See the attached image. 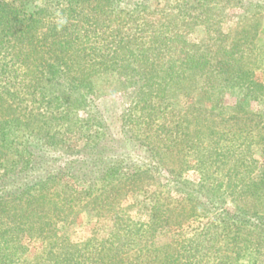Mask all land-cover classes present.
I'll return each instance as SVG.
<instances>
[{
  "label": "rangeland",
  "instance_id": "obj_1",
  "mask_svg": "<svg viewBox=\"0 0 264 264\" xmlns=\"http://www.w3.org/2000/svg\"><path fill=\"white\" fill-rule=\"evenodd\" d=\"M238 1L143 0L126 5L103 0H7L0 6L5 24L22 11L32 12L47 3V22L66 28H60L57 40L42 38L41 29L34 39L36 47L19 42L14 53L0 54V62L6 64L0 69V177L24 167L29 148L46 143L65 160L79 157L84 148L102 139L108 126L117 137L125 133L131 137L127 149L142 154L145 147H152L155 152L153 165L133 175L117 173L94 183L56 176L24 195L2 200L0 264H76L77 259L80 264H94L90 258L97 259L95 250L103 255L98 264H183V255L191 248L188 240L210 223L220 224L219 211L204 215L202 208L197 213L192 206L173 205L177 220L162 221L164 225L154 227L152 234L138 229L149 224L151 210L168 203L163 185L169 178L207 184L211 177L223 184L236 178V159L225 160L218 171L221 162L215 150L230 146L225 139L232 136L227 129L236 114L226 109L234 102L228 90L214 94L219 99L214 111L217 122L210 113L195 121L192 115L184 117L192 129L200 125V140L194 136L188 142L183 138L172 142L166 131L176 123L184 126L185 121L178 119L190 103L202 100L197 86L212 78L209 65L226 60L234 47H247L249 63L250 49L256 48L251 69L264 84V70L255 66L264 67V33L262 41L250 43L255 31L264 27V3L248 7ZM201 55L207 57L204 63ZM54 62L58 68L48 67ZM138 81L145 87L129 105L124 87ZM162 105L165 109L160 111ZM128 107L129 114L123 115ZM263 110L257 101L247 105L249 114ZM206 125L213 127L211 136ZM244 128L239 133L247 134L250 122ZM190 143L198 149L187 147ZM253 157L254 172L250 176V168L240 171L239 187L250 189L253 183L263 158L260 149ZM248 161L246 152L243 162ZM232 194L229 189L223 195L222 207L229 213L236 211ZM117 216L124 229L114 241ZM238 228L240 239L234 245L249 248L232 264H264L261 233L249 226ZM250 239L256 253H250Z\"/></svg>",
  "mask_w": 264,
  "mask_h": 264
},
{
  "label": "trees",
  "instance_id": "obj_2",
  "mask_svg": "<svg viewBox=\"0 0 264 264\" xmlns=\"http://www.w3.org/2000/svg\"><path fill=\"white\" fill-rule=\"evenodd\" d=\"M103 1L126 5H138V3L143 0ZM238 2L248 7H255L259 4H263L264 0H239ZM6 5L7 0H0V6L4 7ZM47 6L48 4L44 3L43 6L36 8L32 12L22 11L20 14L16 15L12 23L7 21V23L4 24V21L0 20V45H2V47H0V54L2 52H7V54H9V52L14 53L17 48L16 45L19 42L27 47H36V45H33L34 39L41 29L45 30L42 38L52 36L57 40V34L60 28H62V24L47 22V19L50 18L49 14L46 12ZM62 30H66V28L63 27ZM262 33H264V27L255 31V34L250 39V43L262 41ZM246 48L247 47H234V51L227 54L228 57L226 60L217 59L218 61H216L214 65H209L207 72L209 75H212V78H210L207 83H202V85L200 84V86L197 87L203 93L202 100H208L211 104L205 106L202 100L197 101V103H199L198 105L196 103L195 105L190 103L187 108L183 109L184 116L178 119L179 121L182 120V122L185 121L184 126H178L179 123H176L175 127L173 126L166 131L168 139L172 140V142H174V140L176 141L177 138H183L185 142H188L191 140V137L194 136L198 137V141L201 139L200 125L198 124V130L195 128L192 129L189 125L191 121L184 120V117L192 115L194 117L191 119L195 121L197 117L200 118L202 116V119H206V116L211 114L213 117L212 120H214L215 116H218L214 114V111L215 106L218 104L216 100H219L215 98L214 94L218 95L219 92L226 89L234 98V102L231 106L226 108L231 112L234 111L236 114V116L234 115L235 119L231 127L227 129L232 133V136L225 139L228 140L230 146L228 150H223L221 146L220 151H222V153L218 151L217 146L215 150L218 155V161L221 162L218 171L221 170V166L224 167L226 161L236 159V178H230L225 184H223L222 181L218 182V178H213L211 176H208L211 177V184H207L205 180L198 183H191L169 178L163 185L167 193L164 194L163 198H166L168 203L162 204L154 210H151L150 214L147 215L149 224L146 225L145 228L142 224L138 227V229L147 231V233H149L150 230L149 234H152L151 232L154 227H162L164 225L162 221L168 220V218L173 219L171 221L177 220L175 211L177 208L175 209L173 205L192 206L197 213L200 212L198 210L196 211V209L202 208L205 213H203L204 215H208V212L216 213L219 211L218 213L220 214L218 217H221L219 221L221 225L212 222L202 233L188 240L189 245L191 244V248L187 251L186 255H183V264H232L235 258V260H237L242 257L244 252L249 248L248 246L242 247L240 245L241 247H236V245H234L235 240L237 241V239H240L238 235L241 229H239L238 226L245 228L249 226L250 228L253 227L254 229H258L264 239V110L261 114H254L252 112L249 114V112H247V105H249V103L251 104L253 101L261 103L264 107V84L254 78V73L251 69L254 64L252 60L257 57V53H253L256 48L252 47V50L250 49V63L247 62L249 56L245 55L247 51ZM231 49L233 50V47H231ZM192 57L193 55H190V58ZM205 58L207 59L206 56L201 55L200 60L204 63L206 61ZM203 63L201 65L200 62H197V65L203 66ZM56 64V62L51 63L48 67L58 68ZM5 65V61L2 63L0 62V69L3 70ZM255 66L264 70V67L261 65ZM143 86L144 85L140 84L138 81L136 84H133L132 87L131 85L124 87V94L126 93V96L130 97V103L128 101L129 105L133 99L136 100L140 98ZM90 93L92 95L91 91L88 92V94ZM1 100L2 99H0V102ZM160 108V111L164 110L165 105L160 106ZM129 110V107L123 109L122 114H129ZM246 114L247 117H240ZM238 121L241 125L245 124L244 127L250 122V129L247 130V134L242 132L239 133V131H242L241 128L244 127H239L240 123H238ZM213 122H217L216 119ZM234 125H236L239 131L233 130L235 128ZM206 129L210 136L214 133L213 127L206 125ZM103 134L100 141L86 149L84 148L79 157L67 160H65L64 155L50 143L43 144L37 148H29V157L26 159L24 167L18 171L0 177V202L13 195H24L27 190L56 176H70L78 183H94L96 181H106L117 173L133 175L141 171L142 168H150L149 166L153 165L155 152L152 151V147H145L142 155L139 152L131 151L126 148V144L131 139L126 133L122 137H117L108 126V128H106V133ZM191 146L195 147L196 150L198 149V146L192 143L187 145V147ZM256 149H260L263 158L260 167L253 177V183L250 189L239 187L243 179L241 177L243 175H241L240 171L243 170L244 173H246V168H250V176L254 172L253 167L256 164V159H254L253 154ZM246 152L247 154L250 153V161H248V163L243 162V155L246 154ZM216 171L217 170H214V172ZM233 180H235L236 183H234ZM229 189L233 190L232 201L236 209L233 213H229L227 209L222 207L225 203L223 195L226 190ZM171 193L179 195L178 198L173 199L169 195ZM169 203L172 204L171 209H169ZM195 212H191V214ZM128 218H130V216ZM118 220L119 217L117 216L116 228L112 234L114 241L115 239L118 240L119 231L124 229L123 221L118 222ZM31 232L32 231H29V233ZM133 234L134 233H129V235ZM107 241L109 242L110 240L108 239L103 242L105 246ZM119 241L121 240L119 239ZM98 243L101 244L100 241H98ZM253 245L250 239V253L254 251ZM90 251L89 249L88 254H90ZM94 254L97 255V259H92V257L90 259L94 261V264H98L96 262L101 261L103 255H100V250H95ZM89 257L90 255L88 256V261ZM76 261V264L81 263L78 259ZM210 261L211 263H209Z\"/></svg>",
  "mask_w": 264,
  "mask_h": 264
}]
</instances>
